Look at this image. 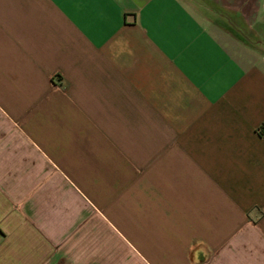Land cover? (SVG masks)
Listing matches in <instances>:
<instances>
[{"label":"crops","instance_id":"0c3cea01","mask_svg":"<svg viewBox=\"0 0 264 264\" xmlns=\"http://www.w3.org/2000/svg\"><path fill=\"white\" fill-rule=\"evenodd\" d=\"M0 264H264V0H0Z\"/></svg>","mask_w":264,"mask_h":264}]
</instances>
